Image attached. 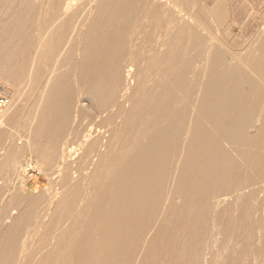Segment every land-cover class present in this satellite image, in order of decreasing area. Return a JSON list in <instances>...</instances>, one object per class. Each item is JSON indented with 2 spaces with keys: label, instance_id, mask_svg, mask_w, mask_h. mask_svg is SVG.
Segmentation results:
<instances>
[{
  "label": "bare ground",
  "instance_id": "6f19581e",
  "mask_svg": "<svg viewBox=\"0 0 264 264\" xmlns=\"http://www.w3.org/2000/svg\"><path fill=\"white\" fill-rule=\"evenodd\" d=\"M13 1L0 264H264L263 35L216 45L191 0Z\"/></svg>",
  "mask_w": 264,
  "mask_h": 264
},
{
  "label": "rangeland",
  "instance_id": "374dc122",
  "mask_svg": "<svg viewBox=\"0 0 264 264\" xmlns=\"http://www.w3.org/2000/svg\"><path fill=\"white\" fill-rule=\"evenodd\" d=\"M5 1L12 4L14 2L13 0ZM99 1L100 0H96L93 5L90 4L91 7L95 8L96 4H98ZM71 2L73 3V7L83 5L86 10L89 7L90 0H71ZM189 3L190 4L188 5V8L190 9H195L194 7L198 5L203 7L206 11L210 12L208 13V20L209 23H211L210 34L212 35L210 36V34L205 30H200V33L207 39H213L214 42H217L216 45H226L233 51H236L238 54L243 55L247 49H249L251 46H254V44L258 40L264 37V34H262L264 33V0H191ZM217 4H221L225 8L226 18L224 20V24L214 22L212 11L213 8H215V5L217 6ZM7 9L9 8L3 9V11H1L2 15H5L10 11V9ZM181 20L182 17L180 18V21ZM213 35L216 39H214ZM45 78L46 75L40 79V84L44 81ZM3 81L9 83L7 82V80L0 78L1 89H3V86L1 85L4 83ZM32 101L28 104L31 105ZM20 102L21 103H19V105L22 104V100ZM26 103L27 101H24L23 105H21L23 113H25L27 107L29 106ZM2 169L3 167L1 168L0 166V175L2 174ZM39 177L40 184L46 185V177L44 175H39ZM217 243L219 242L217 241ZM220 250L221 248H219V251Z\"/></svg>",
  "mask_w": 264,
  "mask_h": 264
},
{
  "label": "built area",
  "instance_id": "2783aa9c",
  "mask_svg": "<svg viewBox=\"0 0 264 264\" xmlns=\"http://www.w3.org/2000/svg\"><path fill=\"white\" fill-rule=\"evenodd\" d=\"M10 98L9 95L3 91L0 87V115L1 113L6 110L10 106Z\"/></svg>",
  "mask_w": 264,
  "mask_h": 264
}]
</instances>
